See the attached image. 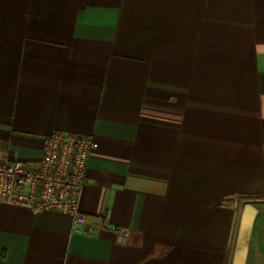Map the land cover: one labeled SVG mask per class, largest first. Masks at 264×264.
Returning <instances> with one entry per match:
<instances>
[{
    "label": "crops",
    "instance_id": "crops-1",
    "mask_svg": "<svg viewBox=\"0 0 264 264\" xmlns=\"http://www.w3.org/2000/svg\"><path fill=\"white\" fill-rule=\"evenodd\" d=\"M58 131L97 229L0 203V264H264V0H0V163Z\"/></svg>",
    "mask_w": 264,
    "mask_h": 264
},
{
    "label": "built area",
    "instance_id": "built-area-1",
    "mask_svg": "<svg viewBox=\"0 0 264 264\" xmlns=\"http://www.w3.org/2000/svg\"><path fill=\"white\" fill-rule=\"evenodd\" d=\"M98 147L90 136L58 131L46 139L40 158L0 163V203L34 213L66 214L77 231L93 235L97 227L88 223L81 202L88 162ZM115 233L122 246L132 240L130 231Z\"/></svg>",
    "mask_w": 264,
    "mask_h": 264
},
{
    "label": "rangeland",
    "instance_id": "rangeland-1",
    "mask_svg": "<svg viewBox=\"0 0 264 264\" xmlns=\"http://www.w3.org/2000/svg\"><path fill=\"white\" fill-rule=\"evenodd\" d=\"M249 229L247 231H245L246 234L250 235L251 234V230L252 227H248ZM235 250V251H234ZM247 252H248V243L246 244H242V243H238L237 248L233 249L230 255V259H229V264H245L246 263V258H247ZM244 257L245 259H238L236 260V258L238 257Z\"/></svg>",
    "mask_w": 264,
    "mask_h": 264
}]
</instances>
